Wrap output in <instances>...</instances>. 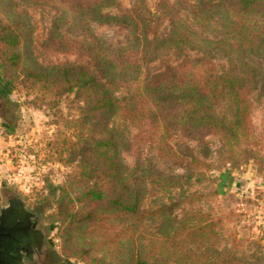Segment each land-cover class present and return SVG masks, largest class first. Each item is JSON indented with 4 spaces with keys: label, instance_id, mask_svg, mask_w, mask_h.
Returning <instances> with one entry per match:
<instances>
[{
    "label": "rangeland",
    "instance_id": "1",
    "mask_svg": "<svg viewBox=\"0 0 264 264\" xmlns=\"http://www.w3.org/2000/svg\"><path fill=\"white\" fill-rule=\"evenodd\" d=\"M72 1L0 0V25L19 39L12 65L0 46V205L6 193L23 199L47 233L46 264H221L227 255L264 264V10L245 12L237 0H117L109 13L131 12L133 27L79 16ZM147 28L157 51L146 49ZM75 42L112 81L119 107L105 123L84 114L75 91L24 78L82 63ZM220 74L245 81L257 135L234 150L216 136L191 140L176 112L149 98ZM213 110L230 118L226 100ZM96 134L112 136L120 200H137V212L109 204L120 188L113 193L109 167L88 147ZM90 189L104 199L86 197Z\"/></svg>",
    "mask_w": 264,
    "mask_h": 264
},
{
    "label": "trees",
    "instance_id": "2",
    "mask_svg": "<svg viewBox=\"0 0 264 264\" xmlns=\"http://www.w3.org/2000/svg\"><path fill=\"white\" fill-rule=\"evenodd\" d=\"M73 2H75V14L79 16L100 23L113 22L136 27L131 12L120 15L109 13L116 6L117 0H75ZM237 2L241 4L243 11L251 14L264 10V8H260L264 7V0H237ZM151 17H155V14H152ZM152 18L148 22L152 23ZM151 23L146 26H150ZM145 34L146 40L147 36L151 35V40L146 41V49L148 51L156 49L157 51L161 46L158 37L149 33L148 28ZM18 42V35L13 29L0 25V46L6 50L8 62L11 65L17 59ZM77 50H81V46L75 42V55L82 61L84 57L80 56V51ZM124 63L122 67H125ZM24 78L48 85L62 84L67 92L75 91V95L79 96L84 104V114L92 113V116L98 117L99 121H103V123L112 117L119 107V102L111 90L112 81L107 79L106 73L103 71L101 73L93 71L87 61L75 62V66L36 70L25 73ZM244 88L248 89L243 79L220 74L204 81V83L188 82L175 92L169 91L165 94L153 90L154 93L149 98L153 104H165L172 112H176L173 113L176 116V118L174 117L176 125L183 128L191 140L201 141L206 136H216L220 138L223 145L234 150L241 143L249 144L257 136L251 130L248 122L249 104L245 99ZM222 100H226L230 106L229 119L217 116L213 110L214 105ZM156 113L157 111H154V114ZM84 114L83 116H85ZM87 142L92 155L102 161V167H109L107 177L111 179L113 193L117 187L120 188L118 193L116 191V198L111 199L109 204L119 210L137 212V200L133 201L131 205L130 203L125 205V201L120 200L121 194H123L121 189L124 187L121 173L118 170L117 149L112 141V136L102 139L100 135L96 134L90 137ZM81 155L83 154L81 153ZM81 167H86V162H81ZM85 196L95 201H101L105 194L102 189H90ZM232 260H235L237 264H249L245 259H232L228 255L222 259L221 264H233Z\"/></svg>",
    "mask_w": 264,
    "mask_h": 264
},
{
    "label": "water",
    "instance_id": "3",
    "mask_svg": "<svg viewBox=\"0 0 264 264\" xmlns=\"http://www.w3.org/2000/svg\"><path fill=\"white\" fill-rule=\"evenodd\" d=\"M0 96V118L6 117ZM0 205V264H46L49 248L44 228L15 193L5 194Z\"/></svg>",
    "mask_w": 264,
    "mask_h": 264
}]
</instances>
